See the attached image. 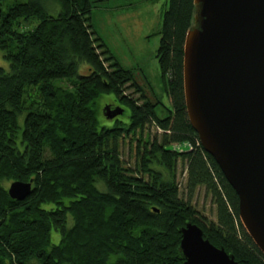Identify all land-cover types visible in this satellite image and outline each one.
Wrapping results in <instances>:
<instances>
[{"label": "trees", "instance_id": "trees-1", "mask_svg": "<svg viewBox=\"0 0 264 264\" xmlns=\"http://www.w3.org/2000/svg\"><path fill=\"white\" fill-rule=\"evenodd\" d=\"M98 1H14L5 8L0 2V49L10 65L0 67V264H181L180 228L188 222L239 264H264L240 221L237 194L187 116L183 49L193 0H167L162 11L156 58L172 105L165 117L156 114L152 91L93 29ZM32 18L39 19L34 27L19 29ZM80 63L87 73H78ZM104 93L126 107L127 121L116 116L112 125L100 124ZM152 125L161 130L153 137L145 132ZM126 138L135 142L132 166L119 151ZM183 141L194 147L171 148ZM30 179L29 195L9 196L4 181ZM200 187L215 220L192 205Z\"/></svg>", "mask_w": 264, "mask_h": 264}, {"label": "water", "instance_id": "water-1", "mask_svg": "<svg viewBox=\"0 0 264 264\" xmlns=\"http://www.w3.org/2000/svg\"><path fill=\"white\" fill-rule=\"evenodd\" d=\"M183 49L189 122L238 196L240 221L264 254V0H193ZM121 108L104 107L107 119ZM29 181L7 192L22 200ZM181 264H239L188 222L180 228Z\"/></svg>", "mask_w": 264, "mask_h": 264}, {"label": "rangeland", "instance_id": "rangeland-1", "mask_svg": "<svg viewBox=\"0 0 264 264\" xmlns=\"http://www.w3.org/2000/svg\"><path fill=\"white\" fill-rule=\"evenodd\" d=\"M14 1L27 2L28 0H0L1 6L5 8ZM167 6V0H101L94 3L91 10V22L93 29L103 39L119 63L128 69H132L136 80L141 83L146 93L150 96L152 91L158 104L155 106V112L159 117H165L168 109H171V100L167 94L165 83L161 77L159 63L156 58V48L159 44L162 11ZM59 5L50 11L51 14H57ZM39 22L38 18H32L29 21L22 22L19 29L34 27ZM0 67L9 70V61L3 57L0 49ZM88 72L86 63H80L78 73ZM66 85L65 81L60 82ZM150 90V91H149ZM132 89H127V92ZM138 94L133 93V96ZM152 98V97H151ZM109 105L114 107L126 108L113 93H104L97 102L98 118L102 125H112L113 121L107 119L103 113L104 107ZM123 112V111H122ZM121 112V113H122ZM121 119L127 121L126 116ZM128 113V109L125 110ZM18 123L21 131L23 127V115L18 117ZM145 132L153 137L158 135L161 130L155 126L146 127ZM135 142H130L129 138L119 142V151L121 158L127 165H134L135 161ZM22 148L21 144H18ZM185 178V169L183 163H178L177 179L183 185ZM11 180L4 181L6 187ZM46 204H43L45 206ZM192 205L210 220H215V207L211 202L210 196L205 193L203 187L198 188L192 198ZM48 206V204L46 205ZM51 241L58 243L60 239L59 232L51 231Z\"/></svg>", "mask_w": 264, "mask_h": 264}, {"label": "built area", "instance_id": "built-area-1", "mask_svg": "<svg viewBox=\"0 0 264 264\" xmlns=\"http://www.w3.org/2000/svg\"><path fill=\"white\" fill-rule=\"evenodd\" d=\"M199 144V141H195V145ZM194 147V144L190 141L175 142L172 143L171 148L178 151L190 150Z\"/></svg>", "mask_w": 264, "mask_h": 264}]
</instances>
